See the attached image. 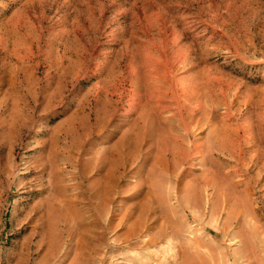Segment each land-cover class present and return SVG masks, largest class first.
I'll use <instances>...</instances> for the list:
<instances>
[{"label":"rangeland","instance_id":"rangeland-1","mask_svg":"<svg viewBox=\"0 0 264 264\" xmlns=\"http://www.w3.org/2000/svg\"><path fill=\"white\" fill-rule=\"evenodd\" d=\"M0 264H264V0H0Z\"/></svg>","mask_w":264,"mask_h":264}]
</instances>
